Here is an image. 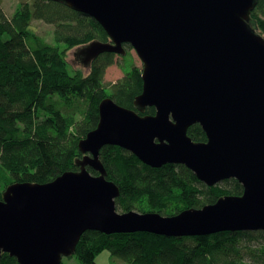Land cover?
<instances>
[{
  "label": "water",
  "instance_id": "1",
  "mask_svg": "<svg viewBox=\"0 0 264 264\" xmlns=\"http://www.w3.org/2000/svg\"><path fill=\"white\" fill-rule=\"evenodd\" d=\"M54 1L94 18L109 37L79 48L85 65L105 52L126 54V44L135 49L143 88L134 104L156 112L140 114L103 98L96 128L79 141V170L6 188L0 255L61 264L87 230L168 236L264 230V36L251 24L258 0ZM194 124L206 141L189 136ZM105 145L155 168L183 164L209 186L235 178L243 192L172 216L118 212L121 190L100 158Z\"/></svg>",
  "mask_w": 264,
  "mask_h": 264
},
{
  "label": "trees",
  "instance_id": "2",
  "mask_svg": "<svg viewBox=\"0 0 264 264\" xmlns=\"http://www.w3.org/2000/svg\"><path fill=\"white\" fill-rule=\"evenodd\" d=\"M34 19L56 25L54 42L37 33L32 27ZM251 24L264 32V0H258L252 11ZM93 40L109 41V37L98 21L64 3L25 1L8 17L0 0V182L5 186L17 181L46 183L66 171L78 170L77 159L83 156L79 140L96 128L98 105L107 96L140 114H155V107L140 112L134 104L143 88L138 66L108 92L104 76L115 62V53L100 54L88 74L70 72L68 49ZM188 134L195 141H206L200 124L189 127ZM100 153L107 178L120 187L116 201L122 212L143 211L140 204L149 198L154 206L151 211L172 215L243 192L235 178L207 186L184 165L155 168L117 145H105ZM106 249L127 264H264V231L177 238L150 232L108 235L88 230L74 255L82 264H97V253ZM0 264L19 263L3 253Z\"/></svg>",
  "mask_w": 264,
  "mask_h": 264
},
{
  "label": "rangeland",
  "instance_id": "3",
  "mask_svg": "<svg viewBox=\"0 0 264 264\" xmlns=\"http://www.w3.org/2000/svg\"><path fill=\"white\" fill-rule=\"evenodd\" d=\"M25 1L32 0H2V7L8 17L15 15V10L19 4H22ZM32 27L37 31L38 34L43 36L47 41L54 42V30L56 25L47 23L43 20L34 19L32 21ZM257 32L264 36V32L258 27ZM86 44H81L74 46L68 49L66 54V60L68 62V67L71 73H76L78 71L83 74H88L90 72V66H87L83 62L81 55H78L77 52L79 48L85 46ZM65 47V45H61ZM115 62L109 65L106 69L104 81L105 86L108 88V92L112 91V84L121 79L125 74H127L133 66H138L143 69V62L137 55L134 48L129 47L126 49V54L115 53ZM6 186L3 181L0 182V193L5 190ZM141 210L151 211L154 206L149 204L147 198H144L142 203ZM119 211H122L119 209ZM97 264H127L123 259L116 257L111 254V251L106 249L101 252H98L96 255ZM63 264H82L76 255L63 258Z\"/></svg>",
  "mask_w": 264,
  "mask_h": 264
},
{
  "label": "bare ground",
  "instance_id": "4",
  "mask_svg": "<svg viewBox=\"0 0 264 264\" xmlns=\"http://www.w3.org/2000/svg\"><path fill=\"white\" fill-rule=\"evenodd\" d=\"M88 44V43H87ZM96 59V58H95ZM94 59V60H95ZM93 60V61H94ZM92 61V62H93ZM84 138V137H83ZM82 139V138H81ZM80 141V140H79ZM79 144V143H78ZM78 147H79V145H78ZM84 155V154H83ZM83 157V156H82ZM82 157H80V158H82ZM79 159V158H78ZM78 165V164H77ZM91 168V167H90ZM79 169H80V166H79ZM78 169V170H79ZM88 169H89V167H88ZM190 169V168H189ZM191 170V169H190ZM192 171V170H191ZM193 173H194V171H192ZM92 173V172H91ZM195 174V173H194ZM196 175V174H195ZM196 177H197V175H196ZM197 179L198 180H200L198 177H197ZM200 181H202V180H200ZM17 182H24V181H17ZM205 185H207V186H209L208 184H206L204 181H202ZM12 183H16V182H12ZM12 183H10V184H12ZM10 184H8L7 186H6V188L10 185ZM217 185V184H216ZM215 186V185H214ZM211 187H213V186H211ZM6 188H5V190H6ZM5 190L2 192V194H0V198H2L3 197V193L5 192ZM221 197V196H220ZM219 198V197H218ZM147 200H148V202H149V204L151 205V201H150V199L149 198H147ZM214 203V202H213ZM209 204H211V203H209ZM206 205H208V204H206ZM205 206V205H204ZM204 206H202V207H204ZM202 207H199V208H202ZM194 208V207H193ZM186 209H189V208H185V209H183V210H181L180 212H182V211H184V210H186ZM130 210H133V211H137V212H139V213H147V212H157V213H160V212H158V211H139V210H136V209H130ZM129 210V211H130ZM118 212H122V211H119L118 210ZM123 212H127V211H123ZM180 212H178V213H180ZM178 213H176V214H178ZM161 214V213H160ZM176 214H172V215H176ZM161 215H163V216H172V215H164V214H161ZM88 231V230H87ZM95 231H97V230H95ZM256 231V230H255ZM255 231H240V232H255ZM258 231H264V230H258ZM86 232V231H85ZM100 232V231H99ZM137 232H146V231H137V230H135V231H130V232H128L127 234H134V233H137ZM221 232H223V231H221ZM229 232H232V231H229ZM234 232H237V231H234ZM102 233V232H101ZM150 233H152V232H150ZM84 234V233H83ZM82 234V235H83ZM105 234V233H104ZM115 234V233H114ZM116 234H119V233H116ZM122 234H125V233H122ZM154 234H156V233H154ZM109 235V234H108ZM158 235H164V236H168V235H165V234H158ZM196 236H199V235H196ZM82 237V236H81ZM168 237H177V238H180V237H184V236H168ZM81 239V238H80ZM78 246V245H77ZM77 251V250H76ZM3 253H6V252H3ZM2 253V254H3ZM76 253V252H75ZM74 253V254H75ZM9 254V253H8ZM74 254H72V255H70V256H73ZM10 255V254H9ZM11 256V255H10ZM70 256H64V257H70ZM63 257V258H64ZM16 258V257H15ZM78 258V257H77ZM119 258H121V257H119ZM79 259V258H78ZM18 261V260H17ZM80 261V260H79ZM19 263V262H18ZM20 264V263H19ZM61 264H63V259H62V263Z\"/></svg>",
  "mask_w": 264,
  "mask_h": 264
},
{
  "label": "flooded vegetation",
  "instance_id": "5",
  "mask_svg": "<svg viewBox=\"0 0 264 264\" xmlns=\"http://www.w3.org/2000/svg\"><path fill=\"white\" fill-rule=\"evenodd\" d=\"M146 115V114H145ZM141 161V160H140ZM142 162V161H141ZM168 164H175V163H168ZM176 165H183V164H176ZM185 166V165H184ZM187 167V166H186ZM232 179V178H231ZM227 180V179H226ZM200 181V180H199ZM223 181H225V180H223ZM223 181H221V182H223ZM202 182V181H201ZM221 182H219L218 184H220Z\"/></svg>",
  "mask_w": 264,
  "mask_h": 264
}]
</instances>
